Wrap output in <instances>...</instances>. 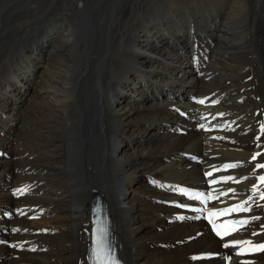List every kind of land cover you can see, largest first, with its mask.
I'll return each instance as SVG.
<instances>
[{"label":"bare ground","instance_id":"6f19581e","mask_svg":"<svg viewBox=\"0 0 264 264\" xmlns=\"http://www.w3.org/2000/svg\"><path fill=\"white\" fill-rule=\"evenodd\" d=\"M32 1L38 7L30 9ZM154 4L0 0V150L10 155L0 157V213L2 206L21 205L47 211L34 224L0 220L18 229L12 238L23 247H0V264H88L94 188L113 207L117 243L129 264H200L199 255L219 249L202 223L167 224L173 210L156 203L172 193L147 180L195 185L202 167L191 162L194 153L213 163L240 160L239 173H252L256 125L264 121V0ZM167 6L177 13L165 17L168 27H154L155 34L138 41L140 26L159 21ZM39 19L51 22L31 26ZM60 22L66 27L57 36ZM195 29L214 46L204 53L208 62H193L191 69L184 54L198 39ZM118 91L124 93L115 100ZM210 93L221 99L212 111L236 122L224 135L232 143L177 134L180 125L190 129L210 111L191 104V95ZM182 107L192 110L189 119L177 113ZM3 116L19 120L16 130L11 125L12 139ZM29 184L33 195L16 200L13 190ZM42 228L54 234L37 235ZM23 241L46 252L31 254ZM252 261L263 262L264 255Z\"/></svg>","mask_w":264,"mask_h":264},{"label":"rangeland","instance_id":"374dc122","mask_svg":"<svg viewBox=\"0 0 264 264\" xmlns=\"http://www.w3.org/2000/svg\"><path fill=\"white\" fill-rule=\"evenodd\" d=\"M187 0H185V2H186ZM165 2V0H155V4L154 5H157V4H163ZM166 2L167 3H172V0H166ZM28 7L30 8V9H34V8H36V7H38V5H37V3L35 2V1H32L29 5H28ZM166 11L165 12H163V15L160 17V20L159 21H155V22H153L152 20H150V22H149V24H147V23H145V25H141L140 26V32H139V35L137 36V40L138 41H141V40H143L147 35H148V33H150V34H155L154 33V27H157L159 30H161V29H164V28H167L168 27V21H166L165 20V17H167V16H171L172 18L174 17V15H176L177 13H174L173 11H172V9H171V7H169V6H167L166 7V9H165ZM49 22H51V21H48V20H45V19H39L37 22H33V24L31 25V26H34V25H38V24H42V23H49ZM31 26H29V27H31ZM29 27H28V29H29ZM65 27H66V24H64L63 22H60V24H57V25H54V32H56L55 30H59V32H58V34H57V32H56V35L57 36H61L62 34H64V29H65ZM27 29V30H28ZM64 38L66 37V35L65 36H63ZM153 46H156V41H153L152 43H151ZM51 48H53V47H51ZM180 48V47H179ZM174 50H175V48H174ZM147 51H149L150 53H152L153 55H156V54H154L152 51H150V50H147ZM178 51H179V49H178ZM146 52V51H145ZM38 53H39V51H38ZM229 58V54H228V57H227V59ZM247 60V59H246ZM245 60H243L242 62H244ZM241 62V63H242ZM163 67V66H162ZM219 71V70H218ZM42 72V71H41ZM41 72L39 73V74H37V77H38V79H40V75H41ZM209 73V72H208ZM37 81V80H36ZM118 84V83H117ZM33 88H34V86H32V90H33ZM120 88H123V86H121L120 85ZM124 89V88H123ZM164 92L166 93L167 92V89L166 88H164ZM121 93H124V92H117L116 94H115V96L116 97H114L115 98V100H116V98H118V95L117 94H121ZM24 96V95H23ZM22 98V97H21ZM20 98V99H21ZM121 101H123L124 99H120ZM257 101H259L258 99H257ZM19 104H22V100H20L19 102H18ZM119 104V102H116V105H118ZM8 114V113H7ZM7 118H15V117H8V116H6ZM16 119V118H15ZM19 120L18 119H16V121H8L9 122V125H10V127H8V128H6L7 130V132H6V137H8V138H10V139H12L13 138V134L12 133H14L13 131H11L10 129H11V125H12V127H14V128H12L13 130H16L17 128H18V126H19V122H18ZM11 123V124H10ZM15 124V125H14ZM9 129V130H8ZM155 130V129H154ZM173 131H174V129H173ZM196 134H198V133H196ZM10 135V136H9ZM180 137H185V136H180ZM201 138V137H200ZM12 145H15V144H8V146L10 147V148H13V146ZM50 147V146H49ZM201 148V147H200ZM65 150H68V147L66 146L65 147ZM194 152H196V151H194ZM3 158V157H2ZM155 178H157V177H155ZM1 182V181H0ZM1 191V190H0ZM1 192H3V191H1ZM112 208V211H113V207H111ZM44 218V217H43ZM43 218L41 219V220H39V221H37V222H41V221H44L43 220ZM37 222H34V223H37ZM33 223V224H34ZM54 232V231H53ZM54 234V233H53ZM52 234V235H53Z\"/></svg>","mask_w":264,"mask_h":264},{"label":"snow or ice","instance_id":"6c2138e0","mask_svg":"<svg viewBox=\"0 0 264 264\" xmlns=\"http://www.w3.org/2000/svg\"><path fill=\"white\" fill-rule=\"evenodd\" d=\"M253 159H256V156L255 155H254ZM232 167H235V165H232ZM257 167L258 168H264V164H259V165H257ZM259 180L262 181V182H264V175L259 176ZM196 198H199V197H196ZM261 198L264 199V193L261 194ZM217 235H221V233L220 232H217ZM221 238L223 239V236H221ZM99 243H100V241L98 240L97 241V244H99ZM236 243H239V242H233V246H235ZM243 243L246 244V245H250L251 244L250 241H245ZM224 246L225 247H228L229 245L228 244H225ZM247 251H264V244H259L258 246L249 248V249H247ZM245 252H246V250L244 248H241L240 249V252L237 253V254H245ZM244 264H250V262H244Z\"/></svg>","mask_w":264,"mask_h":264}]
</instances>
